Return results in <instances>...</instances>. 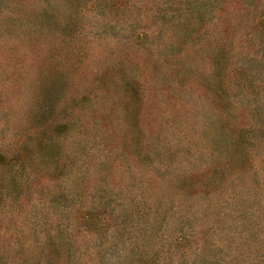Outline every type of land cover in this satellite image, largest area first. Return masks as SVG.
<instances>
[{"label":"rangeland","instance_id":"374dc122","mask_svg":"<svg viewBox=\"0 0 264 264\" xmlns=\"http://www.w3.org/2000/svg\"><path fill=\"white\" fill-rule=\"evenodd\" d=\"M0 264H264V0H0Z\"/></svg>","mask_w":264,"mask_h":264}]
</instances>
